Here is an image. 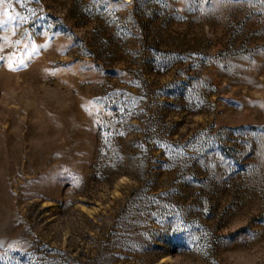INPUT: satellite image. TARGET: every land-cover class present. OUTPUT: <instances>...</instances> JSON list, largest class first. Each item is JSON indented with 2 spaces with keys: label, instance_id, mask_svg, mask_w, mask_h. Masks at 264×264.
I'll list each match as a JSON object with an SVG mask.
<instances>
[{
  "label": "rangeland",
  "instance_id": "rangeland-1",
  "mask_svg": "<svg viewBox=\"0 0 264 264\" xmlns=\"http://www.w3.org/2000/svg\"><path fill=\"white\" fill-rule=\"evenodd\" d=\"M0 264H264V0H0Z\"/></svg>",
  "mask_w": 264,
  "mask_h": 264
}]
</instances>
